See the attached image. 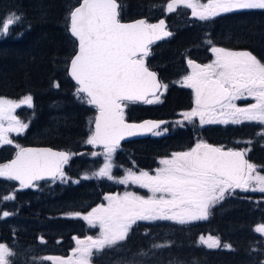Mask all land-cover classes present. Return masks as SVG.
I'll return each mask as SVG.
<instances>
[{
    "label": "trees",
    "instance_id": "trees-1",
    "mask_svg": "<svg viewBox=\"0 0 264 264\" xmlns=\"http://www.w3.org/2000/svg\"><path fill=\"white\" fill-rule=\"evenodd\" d=\"M79 1L0 0L2 33L5 16L17 13L6 35L0 36V97L32 98V107L18 108L13 114L15 120L27 127L14 136L15 146L8 144L0 150L3 155L0 165L4 166L22 146H48L73 155L63 169L66 181L42 183L35 191L15 196V202H6V194L0 192V205L4 203L10 210L7 216H0V244H6L13 253L7 257L6 264H60L76 247L75 237L95 238L97 227L88 225L84 217L104 203L105 195L114 193L117 187L106 179L88 175L102 165L101 152L95 156L87 145L95 109L77 94L67 77V64L76 48L68 34V15ZM116 1L121 5L120 19L123 21L146 18L153 22L161 16L152 17L151 8L176 0ZM185 11L179 8L165 16L173 28L184 31L167 42L152 46L147 58L149 69L156 71L163 83L170 84L171 92H166L163 103L156 109L150 108L157 105L128 106L126 116L129 120L153 117L172 121L181 106L189 107L187 94L182 90L175 92L173 82L181 75L182 60L189 56L188 47L200 45L201 39L207 36L202 29L208 24L216 38L215 44L220 45V39L221 42L227 39L228 44L231 41L242 43L240 46L264 61V11L231 13L205 24H184L186 15L182 13ZM176 13L181 16L177 17ZM27 27L25 33H18L20 28L23 31ZM19 37L22 38L16 39ZM183 49L188 52L181 53ZM190 58L197 59L195 55ZM252 129L253 126L245 125L242 140L249 138L244 136L247 130L253 135ZM229 131L233 136L234 129ZM200 136L201 139L195 138L191 128L178 130L165 138L125 143L122 148L127 157L118 149L115 163L130 165L131 160L138 168L150 169L156 166L151 157L191 150L196 140L204 138L202 132ZM218 139L211 143H219ZM253 140L246 147V155L256 166L255 177L264 176V147L254 136ZM84 176L91 178L81 180ZM8 188L10 186H0L2 190ZM210 210L206 220L183 224L174 220L138 222L131 226L125 239L93 252L89 264H175L176 261L178 264H264V233L255 230L264 226V192L252 190L248 196L235 193ZM205 236L218 238L222 247L205 246L201 242ZM20 243L22 248L16 249L15 245ZM29 246L36 251L26 252ZM45 256L51 259L43 258Z\"/></svg>",
    "mask_w": 264,
    "mask_h": 264
},
{
    "label": "snow or ice",
    "instance_id": "snow-or-ice-1",
    "mask_svg": "<svg viewBox=\"0 0 264 264\" xmlns=\"http://www.w3.org/2000/svg\"><path fill=\"white\" fill-rule=\"evenodd\" d=\"M187 7L194 8L195 13L194 5L188 4ZM245 9H264V0H208V3L200 5L199 19ZM117 16L116 0H83V5L71 14L70 29L71 35L79 42V53L71 61L70 75L80 85L77 91L86 93L90 97L88 103L97 106L100 113L95 132L87 143L103 144L108 156L117 150L126 134H161L155 131L160 122L125 123L120 102L140 100L160 87L155 74L145 67L143 57L149 55L148 45L153 43V37L159 38L158 32L163 36L169 35L163 30V19L158 24L146 25L144 20L125 24ZM4 28L7 30V23ZM141 53L142 57L137 59ZM211 53L215 55L212 63L191 65L193 72L185 77L184 86L194 91L196 107L183 114L184 120L192 123L193 117L198 116L201 125L237 124L245 120L264 124V63L247 51L212 47ZM241 98H252L255 103L247 108H238L232 101ZM31 99V96L26 98L28 107H32ZM26 127L27 124L16 120V126L7 130L20 133ZM0 142L11 143L5 140L2 131ZM68 159L69 156L63 152L21 149L7 166L8 178L18 180L22 187H31V181L44 179L46 175H59L64 179L61 165ZM159 165L155 175L148 171L137 175L129 170L118 181L120 184L138 185L150 192V197L145 198L132 191H126L122 197L109 195L106 197L109 201L107 207L94 208L84 217L91 227L99 226L100 234L95 240L88 237L84 242H77L79 255L75 264H89L93 248L99 250L125 239L137 220H174L181 224L206 220L208 209L223 199L229 188L249 190L253 178L246 176V171L254 170V165L244 160L242 153L222 151L203 142L189 151L160 159ZM109 167L105 165L94 175L107 176L112 180ZM3 175L4 170L0 169V176ZM90 178L84 176V179ZM254 179L259 187L252 190L264 192V176ZM8 214L7 211L3 213L4 216ZM255 230L264 233V226ZM201 242H204L203 238ZM207 246L220 247V242L218 238L209 237ZM12 254L5 245H0V264H6V255ZM60 264H64L63 260ZM68 264L73 262L68 261Z\"/></svg>",
    "mask_w": 264,
    "mask_h": 264
},
{
    "label": "rangeland",
    "instance_id": "rangeland-1",
    "mask_svg": "<svg viewBox=\"0 0 264 264\" xmlns=\"http://www.w3.org/2000/svg\"><path fill=\"white\" fill-rule=\"evenodd\" d=\"M206 3H208V0H181V3L180 4H182L183 8H185V10H186L184 12V15H186L185 18H184V21L182 20L183 23L184 24H188V22H190V21H209V19H206V20H200L199 19L200 5H203V4H206ZM188 4H192V5L195 6V13H194V8L187 7ZM169 5H171V10H169ZM16 11H18V10H16ZM173 11H175V6L172 3H167L165 5H159V6H156L154 8H151V10H150L152 17H154V16L155 17L161 16L158 19L165 18V16H167L168 14H170ZM16 15H17V13L15 12L14 14L13 13H9L7 16H5L6 17V22L4 23V26H5L6 23H7V25L9 24V26H10L11 22L10 23H8V22L9 21H12V17H14ZM27 29H29V28L27 27L26 30L24 29L22 31V29L20 28V30L18 31V33H25L27 31ZM1 34L2 33L0 31V36H1ZM15 37H16V34L14 36V39H15ZM20 38H22V37H19V38H16V39H20ZM205 43H208V42H205ZM230 44H231L232 47H235V45H237L238 43L235 42V41L234 42L231 41ZM239 49H241V47ZM187 76H188V74L185 77H187ZM185 77H183L182 79H180L177 83L184 86V84H185ZM26 98L27 97L24 96V97H22V98H20V99H18V100L15 101V100H12V99L1 98L0 97V112H2V115H0V131H2V135L5 138V140H11L12 137H13V135L19 134L16 131H8L7 129L14 128L16 126V120H15L14 115H13L14 114V111L16 110V108H22V107L28 108V105H27V102H26ZM248 99L251 100V102L249 104H247L244 108H247L251 104L255 103L252 98H248ZM151 101H153V102L152 103H149V104H154L156 102V99H153ZM160 101H161V98H158V102H160ZM158 102H156V103H158ZM14 105H15V107H13ZM183 114H184V112H182V115L180 116L181 119H180L179 123L176 125V127H181L180 126L181 125L180 122H182V125H184V124H191L187 120H184ZM193 118H195V117H193ZM160 133L161 134L160 135H157V136L164 135L165 130L161 131ZM256 137H257L258 141L260 142L261 146L264 147V124H261V128H259V132H257ZM200 142H203V141L202 140L201 141L200 140L199 141H196L195 144L200 143ZM4 143H6V142H0V145H2ZM241 143L244 145V144H247V143H250V142L249 141H243ZM87 145L91 147V149H92L91 151L92 152H94L96 150L95 147H94V145H91V144H88V143H87ZM119 149H122L121 152H123L124 155L127 157V154L123 150L122 146H120ZM97 153H99V152H97ZM113 155H114V153L111 156H108L105 153V151H103L100 154V157L102 158V165H101V167L96 172L90 173L88 175H94V173H98L101 169H103L105 165H109L110 166L109 167V171H110V174L112 175L113 179L112 180H109L107 178V176H104V177H99L98 176L99 178H105L108 181H110L111 183H113L114 187H115V185L117 187H119V188L115 187L114 193L109 194V195H111V196H117V197H122L126 191H132V192H135L137 195H139L136 191H134L133 189L129 188V187H132V186L139 187L138 185H134V184H131V183H128L127 185H125V184H120L118 181L121 180V179H123L129 170H131L132 172H135L137 175L141 171H147V170L136 167L135 166L136 164L134 162H132L131 160H129L130 165L128 164V165L120 166V165H118L117 163L114 162ZM0 157H1V154H0ZM157 159H158V157H156L155 160L158 161V164H159V160H157ZM65 167L63 169H65ZM0 169H3L4 172L6 170L3 165H0ZM155 170H153L152 172H149V174L150 175H155ZM117 174L119 176H116ZM257 175H259V174H257ZM58 177H59V175H58ZM252 178L253 179L249 183V189L258 188L259 185L255 182V179H254L255 176L252 177ZM140 189H142V188H140ZM230 189L231 188H229L227 191H225L224 195ZM142 190H144V191H146L148 193V194L145 195V198H148V197L151 196V193L148 192L146 189H142ZM256 191L257 192H260L258 190H256ZM11 192H12V190L9 188L7 190V194H10ZM109 195H105V197L103 198L104 199L103 200L104 203H102L101 205H97L94 208H97V207H100V206L107 207L109 201L106 199V197L109 196ZM157 195H159V194H157ZM6 201H12V199L10 197H7L6 198ZM3 213H4V211H1L0 212V215L1 216H4ZM69 217L70 218L77 219L76 216H74V215H70ZM148 221H151V220H148ZM88 225H90V224H88ZM99 234H100V230L99 231H96L94 240L99 237ZM209 237H211V236H205V237H203V240H204L203 244L205 246H207V241H208V238ZM212 238H214V237H212ZM15 246H16V249H21L22 248V244L21 243L15 245ZM105 246H108V245H105ZM78 247H79V245L76 244V247H74L73 250H72V254L69 257L65 258V260H63L64 264H68V261H72L73 264H75V260H76L77 256L79 255V253L77 251ZM220 247H222L221 244H220ZM212 248H219V247H212ZM94 249H96V248H93L92 250H94ZM27 250H29V251H27ZM25 251L26 252H31V251L34 252V251H36V249L34 250V247L29 246V248L28 249H25ZM7 256L8 255H6L5 259L7 258ZM49 257L48 256H45L43 258H47L48 259ZM29 264H30V262H29ZM175 264H178V261H176Z\"/></svg>",
    "mask_w": 264,
    "mask_h": 264
},
{
    "label": "flooded vegetation",
    "instance_id": "flooded-vegetation-1",
    "mask_svg": "<svg viewBox=\"0 0 264 264\" xmlns=\"http://www.w3.org/2000/svg\"><path fill=\"white\" fill-rule=\"evenodd\" d=\"M249 11H264V9L236 10L235 14L242 13V12H249ZM211 28L212 27H207V28L202 29V31L204 33H206L207 36L201 39L202 43L200 45H198V46L192 45L191 47H188V49L190 48L189 53H188L189 57H185V60H182L183 61L182 69L179 71L181 75L179 77L177 76L175 81L173 82L175 92L182 90L183 92H185L187 94V97L189 100V107L187 109H184L183 106H181V108H179L180 111H176V113L174 114L173 120L171 121V124L169 126L165 127L164 129L162 128V129L155 130L157 132H161V131L167 129L168 131H165L164 135L157 136V135H153L151 133L149 138H153V139L165 138V137L173 136V134L178 130H187V129L192 128L195 131V138H197V139H201L200 138L201 132L203 133V136H204V138L202 139L203 143H206L208 145H215V146L219 147L220 149L236 150L239 147V143L241 144L240 140H242L245 125L249 126V127L253 126V129L251 131L253 135H250V133H249L250 130H247L246 133H244V136H246V135H247L246 137L249 136V139H253V136H254V138L256 137V134L258 131L257 126H261L260 122H258V121H247V120H245L242 123H237V124H232V123H228V124L211 123V124H208V123H205V124L201 125L199 117L196 116L195 118H193L191 124H184V125H180L181 127H176V125L179 123V121L181 119L180 116L182 115V112H184V113L189 112L192 110V108L196 107L194 91L192 89L186 87V86H183V85H180L177 83L180 79L185 77L187 74H188V76L192 74L193 68L191 65L199 64L200 66H203V65H206L208 63H212L215 60V56L211 53L212 47L224 48V49L230 50V51H247L251 55L255 56L252 53V51H249L248 49H246V47L240 46V45H242V43L235 45V47H232L230 43L228 44L227 39H223L224 42H221V39H220L221 44L220 45L215 44L214 41H216V38L213 37V34L211 33ZM168 29L171 32V35L168 38H166V40L170 39L173 36V34L179 35L182 31H184L183 28H173L172 29L169 27V25H168ZM209 41H210V43H209ZM205 42H208V43H205ZM237 43H239V42H237ZM244 43H243V45H245ZM247 45H252V44H247ZM240 47H241V49H239ZM188 49H183V52H181V53L188 52ZM202 52H204V55L202 54ZM194 55L196 56L197 59H191L190 58V56L192 57ZM255 57L257 58L258 61H260L261 63H264V61L260 60L257 56H255ZM156 62H159V61H156ZM164 85L165 84H163V86ZM168 89H170V87ZM167 92L170 93L171 91L168 90ZM153 99H156V102H157V98H153ZM153 99H151V100H153ZM164 99H165V97H164ZM156 102H155V104L157 106L151 107L150 109H156V108L160 107L161 103L157 104ZM250 102H251V100H249L248 98H246V99L241 98V99H236V100L232 101V103L238 108H244ZM139 121H141V120H139ZM231 128L234 129L233 136H232V133L229 131ZM226 136H229L230 139H227ZM218 137H219V139H218L219 143H211L214 139H216ZM232 138H234L236 142L231 141ZM135 141H140V140H135ZM196 141H199V140H196ZM131 142H134V141H131ZM215 142H217V141H215ZM128 143H130V142H128ZM194 146H192V148ZM228 147H230V148H228ZM116 152L117 151L114 152V155ZM114 155H113V158L115 161ZM151 158L153 159V162L156 166H153V168H150V169H146L148 172H152L153 170L160 167L159 164L157 165L158 161H156L154 159L156 157H151ZM159 159H161V158L158 157L157 160H159ZM150 166L152 167V164H150Z\"/></svg>",
    "mask_w": 264,
    "mask_h": 264
},
{
    "label": "water",
    "instance_id": "water-1",
    "mask_svg": "<svg viewBox=\"0 0 264 264\" xmlns=\"http://www.w3.org/2000/svg\"><path fill=\"white\" fill-rule=\"evenodd\" d=\"M116 3H117V2H116ZM82 5H83V0H81V2L79 3L78 6H76L75 8L72 9V11L70 12V14H69V16H68V34H69V36L75 41V44H76V51H75L74 55L70 58V60H69V62H68V65H67V77H68V79L70 80V82H71V83L77 88V90L80 88V85L77 84V83L75 82V80L71 77V75H70V71H71V61H72V59L75 58V55H77V54L79 53V42H78V40H77L75 37H73V36L71 35V31H70V29H71V14H72V12H74L75 9H76L77 7H81ZM118 9H119V4L117 3V13H118L117 18H118V20H119V12H118ZM141 20H144V19L135 20V21H131V22H122V21H120V22H121V23H125V24H133V23H138V22L141 21ZM160 20H161V19H160ZM160 20H158L157 22L152 23V24H158ZM144 21H145V20H144ZM145 24H146V23H145ZM146 25H147V24H146ZM166 27H167V24H166V22H165L164 25H163V30H164L165 32H168V31L166 30ZM168 33H169V32H168ZM157 35L159 36V38H157V37H153V43L149 44L148 47L151 46L152 44H154L155 42H158V41H161V40L165 39L167 36L170 35V33H169V35H167V36H163V35L159 34V32H158ZM148 51H149V50H148ZM141 57H142V53H141V54H138L137 59H139V58H141ZM143 59H144L145 67H146L145 57H143ZM148 70H149V69H148ZM149 71H151V72H153V73L155 74L156 82L160 85V87H159V88H156V89H153L152 92H151V93H148L147 96H146L145 98H142V99H140V100H136V101H121L120 103H122V102H135V103H137V104H144L145 101H146L147 99H149V98H153V97H156V96L158 95V93H159V91H160V88H161V84H160V82H159V80H158V76H157V74H156L154 71H152V70H149ZM77 93H78L79 95H83L85 98H87L88 101L90 100V97H88L86 93H84V92H79V91H77ZM153 93H154V95H153ZM89 105H90L92 108H94V109L96 110V115H95V118H94V121H93V124H92V129H93V133H94V132H95V126H96V120H97V118L99 117L100 113H99V109H98L97 106H95V105H91V104H89ZM121 107L124 109V106H123L122 104H121ZM124 121H125V123L136 124V125L145 124V123H147V122H160V127H163V126L166 124V121H165V120H155V119H144V120H141V121H138V122H129V121H126V120H124ZM160 127H159V128H160ZM155 130H156V129H155ZM93 133H92V134H93ZM150 134H151V133H149V132H145V133H143V134H138V135H135V136H131V135H127V134H126L125 137H124V139H122V140L120 141V145H121V144H124V143H126V142H129V141H135V140L146 139V138L149 137ZM211 146L215 147L214 145H211ZM96 147H97L98 149H104L103 144H96ZM24 149L51 150V151L54 152V153H61V152H62V151L53 150V149H51V148H39V147H38V148L27 147V148H24ZM222 151H226V150H222ZM19 152H20V151H19ZM19 152H18V153H19ZM236 152H240V153H242L241 151H236ZM63 153L67 154L66 152H63ZM67 155H68V154H67ZM16 156H17V154H16ZM16 156H15L14 159H16ZM242 158H243L244 160H246L245 157H244V154H243V153H242ZM14 159H13V160H14ZM13 160H12V161H13ZM12 161H10L9 164H11ZM9 174H10V173H9V171H8L7 175L9 176ZM55 177H56V176H48V175H46L45 178H44V179H41V180L54 179ZM8 179H9V178H8ZM10 180H12V181H14L15 183H17V184L20 185V182H19L18 180H13V179H10ZM36 181H39V180H33V181H31V182H30L31 185H33ZM27 188H28V186H23V190H24V189H27ZM86 240H87V239L76 240V243H77L78 241L84 242V241H86ZM77 244H78V243H77Z\"/></svg>",
    "mask_w": 264,
    "mask_h": 264
},
{
    "label": "bare ground",
    "instance_id": "bare-ground-1",
    "mask_svg": "<svg viewBox=\"0 0 264 264\" xmlns=\"http://www.w3.org/2000/svg\"><path fill=\"white\" fill-rule=\"evenodd\" d=\"M187 57H189V56H187ZM201 64V63H200ZM204 64V63H203Z\"/></svg>",
    "mask_w": 264,
    "mask_h": 264
}]
</instances>
